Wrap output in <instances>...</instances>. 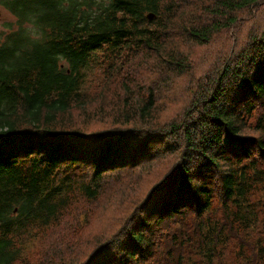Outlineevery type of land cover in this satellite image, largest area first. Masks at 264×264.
<instances>
[{
  "label": "trees",
  "instance_id": "1",
  "mask_svg": "<svg viewBox=\"0 0 264 264\" xmlns=\"http://www.w3.org/2000/svg\"><path fill=\"white\" fill-rule=\"evenodd\" d=\"M194 1L204 18L183 10ZM0 6L15 19L0 32V264L41 237L33 228L55 238L27 264H264V0ZM244 7L259 17H236ZM251 21L191 81L182 114L161 120L190 74L182 48ZM88 105L109 120L90 129L72 113ZM121 184L129 194L110 203ZM73 202L81 241L63 228Z\"/></svg>",
  "mask_w": 264,
  "mask_h": 264
},
{
  "label": "rangeland",
  "instance_id": "2",
  "mask_svg": "<svg viewBox=\"0 0 264 264\" xmlns=\"http://www.w3.org/2000/svg\"><path fill=\"white\" fill-rule=\"evenodd\" d=\"M211 1V0H207ZM201 1H194L192 4H189L186 6L183 10L189 14V11L192 9L198 10L196 13V16H198V19L204 18V12H203V7L205 6L204 4L202 5V8L200 9V4ZM209 6V3H208ZM246 7L240 8L236 13V17H241V18H248L254 17L257 18L260 15V12L257 16L254 15V12L248 13L247 11H244ZM254 15V16H251ZM14 16L12 15L11 12H9L6 8L0 6V32L4 29L7 28V25L10 24V28L14 26ZM255 21H251L249 23H245L244 25L241 26V30L238 29H233L231 32L226 33L224 35H219L216 36L215 38L210 40L208 43L205 44H197V43H187L182 49L185 53V55L191 56L190 62H191V67L189 69L190 74L187 76L182 75L183 79V85L179 82V78H177V92L176 98L174 102L170 103L167 105V108H163L160 114L161 120H166L172 117H179V114H182L183 110L189 105V102L191 100V95L189 94L188 88L191 85V81L194 80L197 76L203 75L205 72L209 73L211 75V69L219 65L222 61L221 58L223 57L224 53V47L229 50L232 48L234 45H237L235 38H243L246 34L247 29L251 24H253ZM255 25V24H254ZM185 39L182 41V46L184 45ZM243 40L241 39L240 42ZM212 42V43H211ZM238 46V45H237ZM222 53V54H221ZM200 54H202L200 56ZM189 57V56H188ZM102 64V63H101ZM89 86L93 87L95 84L99 85L102 82L103 79V74L100 70H96L93 72L90 77H89ZM98 86V85H97ZM187 86V88H186ZM99 87V86H98ZM186 88V89H185ZM98 90V89H97ZM106 102L110 99L109 95H104L102 96ZM97 101V99H96ZM94 104V103H93ZM89 106V105H88ZM87 110L85 112L79 113L78 109L72 110V113L74 116L78 117H88L87 120L90 121V124H88V127L90 129H96V127H101L104 124L102 122H105L109 120V117L101 116L98 118H95L94 113L96 112V109L93 108L91 105L86 108ZM164 113H169V115H172L170 117L163 118ZM162 166V165H161ZM161 166H157L155 169H160ZM154 175L148 174V175H142L140 176L139 180L134 183V186L140 187L143 186L149 178L153 177ZM159 178L154 180L156 182ZM123 184L119 185L117 187V190L114 191V197L110 203L115 202V199H122L124 202L125 196L129 194L123 192L125 188H122ZM122 188V189H121ZM134 191L131 193L132 196H134ZM87 202L85 199L81 200V205L82 207H86ZM117 202V203H120ZM107 207L103 210V212L100 214V216L104 217L105 213H108L109 211L106 210ZM106 210V211H105ZM105 211V213H104ZM64 230L69 234V236L76 241H81L80 233H79V227L81 226V214L79 213V209L75 206L74 202L70 206V208L67 210V212L64 214ZM104 221L101 222H96V225H102ZM95 227V226H94ZM99 228V226H98ZM97 228V229H98ZM97 229L93 230L90 232L89 236L95 232ZM33 231L36 234H41L40 238H36L34 236H31L30 238H26L25 241L23 242L22 246L17 247L14 249V254H13V260L11 261L12 264H27V262H35V260L38 259L40 254L47 249V247L50 245V243L54 240L55 238V233L46 232L44 229H37L33 228ZM28 237V236H27ZM21 256V257H20ZM49 258V257H48ZM24 260H27L25 262Z\"/></svg>",
  "mask_w": 264,
  "mask_h": 264
},
{
  "label": "water",
  "instance_id": "3",
  "mask_svg": "<svg viewBox=\"0 0 264 264\" xmlns=\"http://www.w3.org/2000/svg\"><path fill=\"white\" fill-rule=\"evenodd\" d=\"M153 16H154V14L151 13V12H148V13L146 14V17H147L148 20L152 19Z\"/></svg>",
  "mask_w": 264,
  "mask_h": 264
},
{
  "label": "bare ground",
  "instance_id": "4",
  "mask_svg": "<svg viewBox=\"0 0 264 264\" xmlns=\"http://www.w3.org/2000/svg\"><path fill=\"white\" fill-rule=\"evenodd\" d=\"M262 47V46H261ZM222 54V53H221ZM245 58V57H244ZM260 59V58H259ZM263 61V60H262ZM247 62V61H246ZM254 63V62H253ZM183 64V63H182ZM187 64V63H186ZM263 64V63H262ZM246 65V64H245ZM249 66V65H248ZM255 66V65H253ZM262 67V66H261ZM231 68V67H230ZM243 68V67H242ZM229 70V69H228ZM261 70V69H260ZM238 81V80H237Z\"/></svg>",
  "mask_w": 264,
  "mask_h": 264
}]
</instances>
